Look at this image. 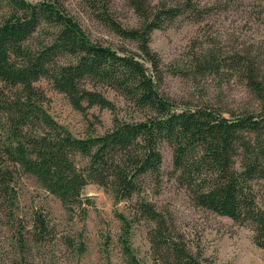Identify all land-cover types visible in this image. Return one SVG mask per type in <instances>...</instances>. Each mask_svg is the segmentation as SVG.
Segmentation results:
<instances>
[{"label":"trees","instance_id":"obj_1","mask_svg":"<svg viewBox=\"0 0 264 264\" xmlns=\"http://www.w3.org/2000/svg\"><path fill=\"white\" fill-rule=\"evenodd\" d=\"M125 1L138 18L135 25L116 21L110 0H85L97 19L134 42V51L92 40L61 0H0V217L15 205L19 171L34 176L66 212L86 213L90 201L83 189L89 182L115 201L132 200L149 187L147 180L158 183L161 146L167 144L176 180L194 203L249 225L254 242L264 247L259 192L264 181V74L259 61L245 52L224 63L207 50L194 62L197 73L219 71L223 65L235 70L254 97L253 106L233 110L208 102L179 103L160 90L163 72L150 47L151 33L186 12L198 15L197 6L191 0ZM40 79L81 112L94 105L110 109L111 126L99 134L73 135L46 110L47 96L36 85ZM100 87L122 96L135 115L119 117ZM133 212L154 223V264H204L202 253L195 254L172 234L165 216L145 197L135 200ZM120 218L128 231V219ZM34 224L38 232L33 239L39 241L48 224L40 215ZM19 244L23 254L24 240ZM9 264L31 263L21 255Z\"/></svg>","mask_w":264,"mask_h":264},{"label":"rangeland","instance_id":"obj_2","mask_svg":"<svg viewBox=\"0 0 264 264\" xmlns=\"http://www.w3.org/2000/svg\"><path fill=\"white\" fill-rule=\"evenodd\" d=\"M61 1L92 40L136 50L134 42L122 39L97 19L85 0ZM191 1L198 15L186 12L151 33L150 47L161 60V92L188 105L208 102L233 110L253 106L255 99L235 70L223 65L219 71L197 73L194 62L207 50L213 51L220 62L236 53L250 52L264 74V0ZM110 6L116 21L125 26L137 23V16L125 0H110ZM36 85L47 96L44 105L48 113L73 135L99 134L111 126L110 109L94 105L81 112L46 79ZM99 89L114 103L119 117L129 119L135 115L114 90ZM161 153L158 183L153 186L147 180L149 187L132 200L115 201L101 186L86 184L83 196L90 201H84L86 213L80 209L66 212L61 201L34 176L19 171L15 205L10 214L0 217V264H9L21 255L31 264H154L150 241L154 223L133 212L139 197H145L165 216L172 234L180 235L195 254L202 253L204 264H264V247L254 242L252 228L197 206L176 180L167 144L161 146ZM81 162L77 157V163ZM259 192L264 201V181L259 183ZM37 215L48 224L39 241L33 239L38 232L34 224ZM121 215L128 219V231H124ZM22 239L23 254L19 244Z\"/></svg>","mask_w":264,"mask_h":264}]
</instances>
